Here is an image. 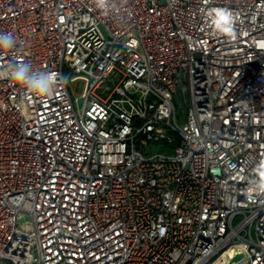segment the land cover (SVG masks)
I'll return each mask as SVG.
<instances>
[{"label": "built area", "instance_id": "built-area-1", "mask_svg": "<svg viewBox=\"0 0 264 264\" xmlns=\"http://www.w3.org/2000/svg\"><path fill=\"white\" fill-rule=\"evenodd\" d=\"M0 32V264H264V0H0Z\"/></svg>", "mask_w": 264, "mask_h": 264}, {"label": "clouds", "instance_id": "clouds-1", "mask_svg": "<svg viewBox=\"0 0 264 264\" xmlns=\"http://www.w3.org/2000/svg\"><path fill=\"white\" fill-rule=\"evenodd\" d=\"M14 39L10 33L0 32V49H12ZM10 79L15 80L34 92L45 95L52 93V76L44 72L30 71L24 63H17V66L9 71Z\"/></svg>", "mask_w": 264, "mask_h": 264}, {"label": "rangeland", "instance_id": "rangeland-1", "mask_svg": "<svg viewBox=\"0 0 264 264\" xmlns=\"http://www.w3.org/2000/svg\"><path fill=\"white\" fill-rule=\"evenodd\" d=\"M176 106L179 108L180 107V103L178 101V99H175L174 100ZM168 144L165 142V141H157V142H154L153 144H151V147H152V152L153 153H156V152H161V153H172V151L168 150ZM173 147V144L170 145V149ZM242 220V216H239L237 218L234 219V225H236L238 222H240ZM24 223L26 224L25 227H29V219L26 218L23 220ZM24 227V228H25Z\"/></svg>", "mask_w": 264, "mask_h": 264}, {"label": "bare ground", "instance_id": "bare-ground-1", "mask_svg": "<svg viewBox=\"0 0 264 264\" xmlns=\"http://www.w3.org/2000/svg\"><path fill=\"white\" fill-rule=\"evenodd\" d=\"M239 248H233L232 251H230L231 254H233L236 250H238Z\"/></svg>", "mask_w": 264, "mask_h": 264}, {"label": "water", "instance_id": "water-1", "mask_svg": "<svg viewBox=\"0 0 264 264\" xmlns=\"http://www.w3.org/2000/svg\"><path fill=\"white\" fill-rule=\"evenodd\" d=\"M239 258H240V255L236 256V257H235V260H237V259H239Z\"/></svg>", "mask_w": 264, "mask_h": 264}]
</instances>
